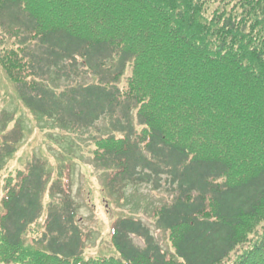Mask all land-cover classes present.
<instances>
[{"label": "trees", "instance_id": "obj_1", "mask_svg": "<svg viewBox=\"0 0 264 264\" xmlns=\"http://www.w3.org/2000/svg\"><path fill=\"white\" fill-rule=\"evenodd\" d=\"M0 31L32 114L70 135L106 122L92 144L110 195L173 196L152 214L172 252L129 218L119 258H86L69 182L36 159L3 183L0 264H264V0H0Z\"/></svg>", "mask_w": 264, "mask_h": 264}, {"label": "rangeland", "instance_id": "obj_2", "mask_svg": "<svg viewBox=\"0 0 264 264\" xmlns=\"http://www.w3.org/2000/svg\"><path fill=\"white\" fill-rule=\"evenodd\" d=\"M8 38L0 31V42L6 40L7 43ZM4 115L15 119L9 124L8 131L17 123L20 125L22 141L15 156L0 172V209L3 183L8 177L24 172L28 164L39 158L47 163L54 179L62 173L63 187L70 184L66 189L71 191L77 203V221L87 237L83 250L86 258H119L113 245V226L116 221L129 218L141 220L166 251H173L167 234L157 229L152 216L156 207L171 203L172 195L147 186L130 187L126 198L118 200L106 189V173L93 159L95 147L92 144L95 137H100L98 129L103 130L101 135L106 134L105 121L97 124V130L92 128L75 135L59 130L27 109L19 97L18 87L0 67V117ZM47 198L45 205L49 201Z\"/></svg>", "mask_w": 264, "mask_h": 264}]
</instances>
